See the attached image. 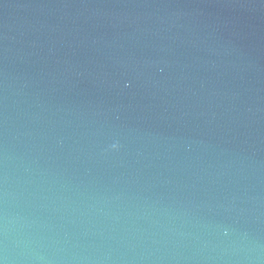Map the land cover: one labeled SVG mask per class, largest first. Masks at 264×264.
Here are the masks:
<instances>
[{"label": "water", "instance_id": "obj_1", "mask_svg": "<svg viewBox=\"0 0 264 264\" xmlns=\"http://www.w3.org/2000/svg\"><path fill=\"white\" fill-rule=\"evenodd\" d=\"M0 264H264V0H0Z\"/></svg>", "mask_w": 264, "mask_h": 264}]
</instances>
